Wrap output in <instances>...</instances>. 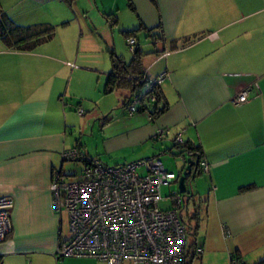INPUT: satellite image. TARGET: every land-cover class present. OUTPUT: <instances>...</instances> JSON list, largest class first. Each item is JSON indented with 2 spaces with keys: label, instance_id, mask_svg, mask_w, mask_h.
Instances as JSON below:
<instances>
[{
  "label": "crops",
  "instance_id": "crops-1",
  "mask_svg": "<svg viewBox=\"0 0 264 264\" xmlns=\"http://www.w3.org/2000/svg\"><path fill=\"white\" fill-rule=\"evenodd\" d=\"M0 7L17 26L56 29L33 51L0 39V195L14 203L0 264H106L56 259L70 233L51 187L57 172L71 177L65 151L106 160L89 152L85 134L110 140L113 113L131 96L106 92L110 52L129 63L123 33L138 29L145 73L165 75L168 110L154 122L123 111V139L144 145V158L157 149L151 156L160 160L179 136L201 148L210 171L193 181L195 199L185 209L188 218L196 209L200 216L196 237L188 238L201 250L194 264L264 260V0H0ZM248 87V102L233 106ZM160 129L170 131L165 141L155 140Z\"/></svg>",
  "mask_w": 264,
  "mask_h": 264
},
{
  "label": "built area",
  "instance_id": "built-area-1",
  "mask_svg": "<svg viewBox=\"0 0 264 264\" xmlns=\"http://www.w3.org/2000/svg\"><path fill=\"white\" fill-rule=\"evenodd\" d=\"M127 45L133 53L138 42L130 37ZM164 78L161 75L150 79L144 92L131 98L125 109L131 117L143 110L151 119L147 106L156 102L155 91ZM142 81L146 82L144 77ZM251 91L252 88H244L231 104H246ZM169 135L168 129H160L155 140L165 141ZM174 142L185 144L181 136ZM62 159L83 163V170L80 181H69L57 172L51 187L54 209L58 214L66 213L70 233L59 245L57 260L90 258L106 264H184L188 229L183 220V194L178 190L171 195L173 206L167 210L160 208L161 189L179 184L182 174L168 171L158 157L109 166L99 159H89L84 151L75 148L65 151ZM199 169L208 174L210 165L201 162ZM13 207L10 197L0 195V244L12 233ZM231 264L244 263L235 258Z\"/></svg>",
  "mask_w": 264,
  "mask_h": 264
},
{
  "label": "trees",
  "instance_id": "trees-1",
  "mask_svg": "<svg viewBox=\"0 0 264 264\" xmlns=\"http://www.w3.org/2000/svg\"><path fill=\"white\" fill-rule=\"evenodd\" d=\"M63 1L71 6L73 0ZM139 30L140 29L131 32H124L123 35L126 37V41L130 37L135 38V34ZM55 32L56 29L49 25H37L32 27L17 26L8 18V16L0 7V39L8 48L12 50L22 52L33 51L39 45L52 40L55 36ZM155 36L156 35H152V32L150 31V38L156 40ZM146 56L147 54L144 53L139 46H137L136 50L132 53V59L129 63L126 62L122 57L118 56L114 51L110 52L112 73L110 74L107 81L106 92L111 93L118 89H129L131 91V96L126 101L124 108L128 106V103L131 101L133 96L144 92L147 82L150 81V78L145 73L142 65L143 59ZM143 77L146 82L142 81ZM155 92L157 96L156 102L147 106V110L151 114V122H154L156 118L168 110V104L164 102L161 87L156 88ZM142 111L143 110H140V114H143ZM174 148L178 151V155L176 156L180 157L186 164L184 171H186L188 166V160H191L195 164L193 168V174L187 179L188 185L189 181H194L198 176L202 175V172L199 169L200 163L202 162V150L200 147H196L187 142H185L183 146L175 144ZM170 153L172 154V152ZM176 156L175 158H177ZM88 158L94 159L90 157ZM183 198L185 201V207L183 209L184 212L190 202L195 199V195L191 190L188 189L187 194L183 195ZM196 210L190 214L188 218L189 221L183 217L184 223L188 229V238L192 236L196 237L199 229L198 222L200 220V216ZM197 253L198 248L196 244L193 246L188 245V253L184 264H194L197 258ZM235 258L239 259L237 256L232 257V259ZM257 264H264V260Z\"/></svg>",
  "mask_w": 264,
  "mask_h": 264
},
{
  "label": "rangeland",
  "instance_id": "rangeland-1",
  "mask_svg": "<svg viewBox=\"0 0 264 264\" xmlns=\"http://www.w3.org/2000/svg\"><path fill=\"white\" fill-rule=\"evenodd\" d=\"M122 91L126 95H128V93L130 92L129 89H122ZM125 109L126 108L124 109L120 108L113 113V118L115 119L113 120L111 118L113 121L109 122V123L112 122L110 129H107L106 131L107 138L110 139L109 141L105 142L103 138L99 135V133L97 134L98 137L97 135H94V136L91 135V132H88L85 134L86 135L85 142L87 143V148L90 150L89 152L93 154L94 156H102L107 161L102 158H101L102 159L101 161H103L105 164L107 163V165H110V166H115L117 165V163H119V165L127 164V162H131V160H134V159H131L133 157H139L140 159H138L137 161H141L147 158H152L151 155L155 154L157 151V149H155L154 151H151V154L144 158V156H146L144 155L146 154L145 153L146 150H144V145L139 146L138 148L137 146L133 147L131 145H135V144L129 143L128 140L123 139L124 137L121 135V133H122L124 122L120 118V115H121L120 113H123L124 111V113L126 114V117L130 119H135V121H140L139 119H144V117L149 119L148 114L146 113L136 114L131 117ZM116 113H119V114H116ZM176 155H178V151L175 150L172 152V154L168 153L166 155H163L161 157V161L163 162V164L165 165L168 171L173 172L177 175L183 174L186 164L180 157ZM175 156L177 158H175ZM116 160H123V161L117 162ZM66 163H67L66 172L70 173L68 176H71L67 180L69 181L82 180V173L81 171L79 172L78 170L83 168V163H72V162H66ZM140 173H143V170H141ZM187 189L195 191L193 181L188 182ZM178 190H179L178 183H174L169 187H163L161 189V197H162V201L160 203L161 209L167 210L173 206L171 195L174 193H177ZM183 213H184V216H186L185 218H187V220L189 221L187 211H184ZM64 232L68 233V225H66V227L64 228ZM190 242H191V239H190Z\"/></svg>",
  "mask_w": 264,
  "mask_h": 264
},
{
  "label": "water",
  "instance_id": "water-1",
  "mask_svg": "<svg viewBox=\"0 0 264 264\" xmlns=\"http://www.w3.org/2000/svg\"><path fill=\"white\" fill-rule=\"evenodd\" d=\"M188 166L186 171L183 172L182 176L179 178V192L183 195L187 194V179L193 174L194 162L188 160Z\"/></svg>",
  "mask_w": 264,
  "mask_h": 264
}]
</instances>
